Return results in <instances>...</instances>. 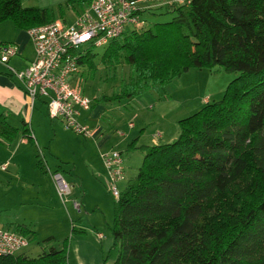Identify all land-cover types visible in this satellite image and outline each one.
I'll return each instance as SVG.
<instances>
[{"label":"trees","instance_id":"obj_1","mask_svg":"<svg viewBox=\"0 0 264 264\" xmlns=\"http://www.w3.org/2000/svg\"><path fill=\"white\" fill-rule=\"evenodd\" d=\"M163 7L172 13L169 20L124 32L102 49V65L122 60L131 75L95 102L163 91L190 68L219 66L237 75L220 99L177 121L174 140L128 144L143 152L142 162L113 201L112 244L103 263L264 264V0H182ZM5 20L28 30L54 17L48 8L0 0V23ZM97 54L88 46L78 59L91 76ZM19 136L34 144L27 122L13 126L0 112V143ZM37 164L47 172L42 160ZM61 170L57 165L51 173ZM7 228L33 239L23 224ZM67 246L68 237L35 257L0 255V264H68Z\"/></svg>","mask_w":264,"mask_h":264},{"label":"rangeland","instance_id":"obj_2","mask_svg":"<svg viewBox=\"0 0 264 264\" xmlns=\"http://www.w3.org/2000/svg\"><path fill=\"white\" fill-rule=\"evenodd\" d=\"M24 1H27L30 6L48 8L52 12L54 19H60L66 23H72L75 16L83 9H86L88 5V2H85L86 0L77 1L69 5L65 4L66 0H46L47 3L43 6H38V0ZM171 1L180 2L182 0ZM164 9L165 7L163 6H153L143 11L141 14L142 24L134 28L127 27L125 32L141 26L143 28L147 27L153 21L169 20L172 17V13H164ZM101 51L102 49L97 50L98 54L94 59L96 64L95 73L91 76L86 66H81L79 72L71 78L70 83L92 100L91 106L93 107L90 112L88 111L82 116V120L88 123L91 129L94 128L91 126L95 123L91 121L93 108L99 107L98 105L105 107L103 119L100 118L104 125L102 133L112 134L113 140L108 139L105 143L97 146V142L101 138L99 135L84 137L75 133L65 127L59 119L50 118L45 107L42 106L41 115L31 126L35 137L33 147L23 151L20 156L29 168L33 165V161L38 159L44 161L46 167L51 168L52 171L56 165H60L62 168L60 173L68 181L70 188L78 185L77 176H82L86 173L90 174L93 165L104 169L99 155L114 149L120 151L123 157L124 179L118 181V187L122 189L128 179L137 173L143 157L141 150L127 149V146L134 138L137 139L136 145L150 142V136L157 130V123L154 124L152 122L154 113L168 112L167 121L163 126L161 125V129L169 134V141H172L178 134L177 121L194 113L206 102L220 99L228 82L237 75L236 72L226 71L219 66L201 70L190 68L187 72L182 73L168 83L163 88V91L159 87L153 88L134 97L131 101L128 99L116 102H95V98L117 92L120 84L127 82L131 75L130 66L122 60L115 67L102 65L99 61ZM149 105H152V108H149ZM130 121L135 125L133 128L128 127V122ZM115 123L118 131L121 129L124 132V139L121 142H119L120 135L116 131L110 130V127L115 125ZM142 133H144V137L141 136L139 139ZM116 142L117 144H115ZM13 159L11 150L7 148V145L0 143V164L6 160L10 161V166L7 170H0V176L4 173L6 175L9 174ZM5 190V179L0 177V212L5 210L8 212L13 211L18 205L17 201L13 202L10 197L5 196ZM66 220L68 224L69 220ZM1 223L0 221V225H2ZM106 233L111 235L110 228ZM71 235V228H69L65 233V237L70 238ZM55 238L57 239V236ZM62 241L61 239L56 240V242H53L52 239H42L38 242L31 240L29 245L21 249L20 252H23L26 256L35 257L43 250L49 249L50 246H61Z\"/></svg>","mask_w":264,"mask_h":264},{"label":"crops","instance_id":"obj_3","mask_svg":"<svg viewBox=\"0 0 264 264\" xmlns=\"http://www.w3.org/2000/svg\"><path fill=\"white\" fill-rule=\"evenodd\" d=\"M90 1L86 0L85 2L89 4ZM21 3L23 6L29 5L24 0H21ZM46 3V0L37 2L38 6H43ZM5 34H7L6 37H4ZM4 43L16 44L18 53L10 57L7 62L0 61V112L8 113V121L13 126L20 127L22 120L27 122L33 140H35L31 126L41 115V107L46 109L45 101L39 98L31 102L21 82L8 69V67L15 70L26 68L34 58L33 44L28 30L15 27L9 20L0 23V44ZM133 99L131 98L129 101ZM98 106L91 112V121L95 123L91 126L94 128L90 137L99 135L101 138L97 142V146H100L108 139L113 140V136L109 133H102L104 125L100 118L103 119L105 107ZM149 108H152V105H149ZM167 113L152 115V122L157 123V130L150 136V142L141 144L153 145L169 142V134L161 129V125L163 126L167 121ZM86 124L88 125V123ZM134 126L132 121L128 122V127L133 128ZM110 130H114L120 135L119 142L124 139V132L121 129L118 131L116 123L110 127ZM156 133L159 134L158 137L155 135ZM141 136L144 137V133L139 136V139ZM2 143L7 145V148L11 150L12 158H14L9 174L4 173L0 176L1 179H5L4 194L10 197L13 202L17 201L18 205L13 211L0 212V221L2 222L0 226L7 228L10 224H23L34 232L32 241L36 242L44 238L52 239L53 242L63 240L66 238L67 230L74 226L81 231L72 233L68 238V264H105L103 263L104 255L112 244V237L106 232L112 223V202L114 201L107 187L105 169L93 165L90 174L77 176L78 185L71 186L67 200L63 201L56 192L50 172L52 169L46 167L44 161L42 162L47 172L41 171L37 160L33 161L30 168L22 161L20 156L23 151L33 147L26 138L19 136L11 143ZM2 164H6V167L0 170L5 171L9 168L10 161L6 160ZM74 202H78L79 206H74ZM66 219L69 220L68 224ZM29 240L31 241V239ZM58 247L60 245L56 248Z\"/></svg>","mask_w":264,"mask_h":264},{"label":"built area","instance_id":"obj_4","mask_svg":"<svg viewBox=\"0 0 264 264\" xmlns=\"http://www.w3.org/2000/svg\"><path fill=\"white\" fill-rule=\"evenodd\" d=\"M170 3L171 0H91L72 23L54 19L28 29L34 58L22 70L8 69L21 82L31 102L44 99L50 118L59 119L75 133L89 137L93 132L82 116L91 109L92 100L70 83L80 70V55L88 46L103 49L111 39L120 37L127 27L140 26L143 11ZM17 53L16 44H0L1 62H7ZM155 135L158 137L159 134ZM100 157L107 175V187L117 199L121 191L118 181L124 179L122 154L110 149ZM5 167L6 164L0 165V169ZM52 177L58 196L66 201L70 192L68 181L60 172L52 173ZM74 206L78 207V202H74ZM29 242L28 237L0 226V255L19 253Z\"/></svg>","mask_w":264,"mask_h":264}]
</instances>
